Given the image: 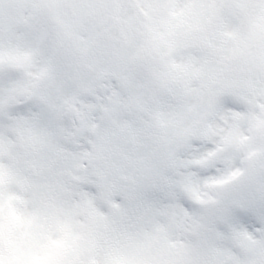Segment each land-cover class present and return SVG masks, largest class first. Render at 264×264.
I'll return each instance as SVG.
<instances>
[{
	"label": "snow or ice",
	"instance_id": "1",
	"mask_svg": "<svg viewBox=\"0 0 264 264\" xmlns=\"http://www.w3.org/2000/svg\"><path fill=\"white\" fill-rule=\"evenodd\" d=\"M0 264H264V0H0Z\"/></svg>",
	"mask_w": 264,
	"mask_h": 264
}]
</instances>
